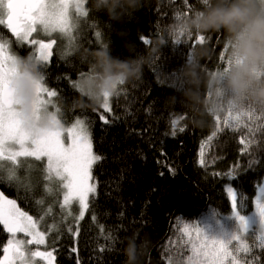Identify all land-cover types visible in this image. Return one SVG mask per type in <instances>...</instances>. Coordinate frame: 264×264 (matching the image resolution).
<instances>
[{
    "label": "trees",
    "instance_id": "16d2710c",
    "mask_svg": "<svg viewBox=\"0 0 264 264\" xmlns=\"http://www.w3.org/2000/svg\"><path fill=\"white\" fill-rule=\"evenodd\" d=\"M85 1L87 15L71 38H58L51 61L41 64L46 85L57 92L63 123L84 120L93 151L101 157L92 168L95 193L85 216L78 225L76 218L67 216L58 183L44 179L45 160L20 158L26 163L12 179L0 169V192L34 219L44 218L46 248L54 251L57 264H125L124 249L132 238L137 244L149 241L141 264H188L191 245L184 224L209 214L230 215L228 186L238 200L243 198L242 214L253 210L264 181V117L256 114L261 119L245 118L240 125L230 121L232 126L225 127L224 112L221 131L215 116L206 117L200 127L189 123L179 101L180 69L191 52L203 46L209 53L201 61L203 70H221L226 66V37L213 32L205 35L203 44L199 36L175 40L167 27L177 13L200 8L202 0H143L141 9L123 21L110 20L95 7V0ZM104 45L121 60L148 57L142 78L118 87L110 111L85 106L88 101L76 87L90 71L84 54ZM229 171L232 180L225 175ZM259 236L256 230L243 236L251 252L238 253L241 260L264 264ZM9 238L0 225V257Z\"/></svg>",
    "mask_w": 264,
    "mask_h": 264
},
{
    "label": "snow or ice",
    "instance_id": "6c2138e0",
    "mask_svg": "<svg viewBox=\"0 0 264 264\" xmlns=\"http://www.w3.org/2000/svg\"><path fill=\"white\" fill-rule=\"evenodd\" d=\"M82 5L83 0H0V25L15 37L16 42L34 46V54L28 56L30 59H34L40 65L47 64L56 40L45 42L35 37L34 33L42 32L45 36H51L56 32L69 34L73 27L70 10L74 7L78 14L87 15L82 10ZM205 39L206 36H200L199 42L202 44ZM144 43L147 44L148 41L145 40ZM227 47L225 46L224 52H227ZM15 56L10 41L0 38V169L6 170L9 179H12L16 170L26 163L20 158L45 160L44 179L58 182V187L63 190L64 206L70 205L74 200L78 201L80 206L78 219H83L88 208L89 194L95 192V186L89 183L92 179L91 169L101 157L92 151V142L84 120L77 119L70 126H66L59 115V119L53 118L54 127L51 130L35 136L23 129L17 118L14 93L11 88L13 74L11 65ZM224 59L221 55V60ZM223 68L226 70L227 61ZM56 95L57 92L51 91L46 85L44 74L42 83L38 85L39 104L50 110L51 98ZM101 107L105 111L110 110L107 96ZM50 111L60 114L59 108ZM245 118L253 122L261 119L250 110L236 113L228 109L223 125L231 127L230 121L240 125ZM214 119L217 131H221V117L215 116ZM104 123L107 124L108 120L105 119ZM249 131H252L251 127ZM65 137L68 143L65 142ZM240 143L245 144V139L242 138ZM200 162L203 164V159ZM225 175L229 180L235 178L231 171ZM225 191L231 202L230 218L236 221L233 234L227 241L210 239L198 226L185 223L183 232L189 237L191 245L188 264H253L252 261L241 260L237 254L251 252L249 245L243 242V236L254 234L255 228L251 226L249 218L242 214L243 198L238 200L237 193L231 187L226 188ZM258 192L254 200L255 215L260 221V246L264 248V184L259 186ZM38 203H42V200ZM0 225H3V229L11 236L7 246L3 247L0 264H17V261L21 264H34L35 258L45 261L46 264H53L55 257L51 251H34L27 248V245H41L45 242V233L38 230V220L22 211L17 206L16 200L8 199L2 192H0ZM18 233H23L30 239H17ZM110 238V236L105 237V239ZM233 241L239 242V246L235 249L231 247Z\"/></svg>",
    "mask_w": 264,
    "mask_h": 264
},
{
    "label": "clouds",
    "instance_id": "9594fccd",
    "mask_svg": "<svg viewBox=\"0 0 264 264\" xmlns=\"http://www.w3.org/2000/svg\"><path fill=\"white\" fill-rule=\"evenodd\" d=\"M142 6L143 0H95V7L112 21H123ZM167 32L175 40L213 32H223L226 37V70L211 74L203 70L201 61L209 55L203 46L194 49L180 69L179 101L192 126H203L206 117L220 116L228 109L236 113L250 110L264 117V0H202V6L191 14L177 13ZM84 58L90 71L76 87L88 101L85 106L102 105L120 85L141 79L148 62L147 55L126 60L113 57L109 45L85 53ZM11 67L14 107L21 126L34 136L51 130L53 118L59 119V114L39 104L38 85L44 78L41 65L16 55ZM148 243L129 239L125 264H141Z\"/></svg>",
    "mask_w": 264,
    "mask_h": 264
},
{
    "label": "rangeland",
    "instance_id": "374dc122",
    "mask_svg": "<svg viewBox=\"0 0 264 264\" xmlns=\"http://www.w3.org/2000/svg\"><path fill=\"white\" fill-rule=\"evenodd\" d=\"M85 5H86V1L83 0L82 10L84 12H86ZM70 15L72 17L73 27H72V29H71L69 34L65 35V34L56 32V33H53L51 36H45L42 32H38V33H35L36 34L35 37L43 39L45 42H49L51 39H56L57 40V44H58V38L66 39V41H68L67 39L71 38L70 34L72 33L73 29L75 28L76 25H78L80 23V21L82 20L81 18L84 17V15L78 14L75 11L74 7L70 10ZM66 43H68V42H66ZM52 51H53V49H52ZM51 91H53V90H51ZM111 98L109 99L110 109H111ZM51 101H52V104L49 106L50 110L55 111V109L58 108L57 102H56V98L52 97ZM102 117L104 118L103 120H105V118H106L105 115H102ZM88 132H89V130H88ZM89 136H90V133H89ZM90 139H91V136H90ZM65 142L66 143L69 142L67 140V137H65ZM91 142H92V140H91ZM92 151H93V145H92ZM93 153H94V151H93ZM29 158H31V157H29ZM31 159H34V158H31ZM94 164H93V166H94ZM93 166H92V168H93ZM5 172L8 173L6 170H5ZM91 176H92V169H91ZM57 183L58 182H55V184H57ZM89 183L93 184L95 186V184L93 182V178L89 181ZM261 184H264V181ZM228 187H231V186H228ZM60 191H61V195H62V204H63V190L60 189ZM94 193H90L89 194L88 204H89L90 197ZM258 194H259V192H257V195ZM63 207L65 208V211H67L66 212L67 216L70 215V216H73L74 218H76V225H78L79 222L82 220V219H78L79 211H80V206H79L78 201L74 200V201L71 202L70 205H68V206H64L63 205ZM86 211L87 210H85V213H86ZM85 213H84V216H85ZM230 215L221 217V216H217L215 214H209V215L203 217L202 219H200L199 221L194 222V223L189 224V225L190 226H194V225L198 226L205 233V235H207L210 239H221V240L227 241L231 237V235L233 234V231H234V229L236 227V221L231 219ZM244 215L247 218H249L251 226L253 228H255L254 230H256L259 233V235H260V232H259L260 221H259V218L255 215V205H254L253 210L249 214H244ZM64 216L67 218L66 215H64ZM44 222H45L44 218H42L41 221H38V230L45 233V242L43 244H41V245H35V244L27 245V248L30 249V250H34V251L35 250L51 251L53 253L54 257H55L54 251L49 250V249L46 248V246L48 245V242H47V233L42 228ZM193 235H195L194 231H193ZM16 238L17 239H24V240L30 239V237H25L23 233H18ZM186 238L189 241V237L186 236ZM9 239H11V236H10ZM6 246H7V244H6ZM238 246H239V242L233 241V244H232L231 247L234 249V248H236ZM2 257H0V258H2ZM17 264H21V262L17 261ZM34 264H46V262L40 260L39 258H35ZM53 264H57L56 259L54 260Z\"/></svg>",
    "mask_w": 264,
    "mask_h": 264
},
{
    "label": "flooded vegetation",
    "instance_id": "af4514ba",
    "mask_svg": "<svg viewBox=\"0 0 264 264\" xmlns=\"http://www.w3.org/2000/svg\"><path fill=\"white\" fill-rule=\"evenodd\" d=\"M36 34L34 33V36ZM0 38H4L10 41L11 43V50L16 54L19 55L21 57H28L29 55L34 54V46L31 45H23L20 44L18 42H16L15 37H13L11 35V33L2 25H0ZM56 40V39H55ZM57 45V40H56V44L53 47V51H52V56L54 53V48ZM52 56L50 58L49 61H51Z\"/></svg>",
    "mask_w": 264,
    "mask_h": 264
}]
</instances>
